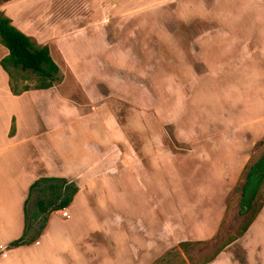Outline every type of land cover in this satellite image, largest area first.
<instances>
[{"label": "crops", "instance_id": "1", "mask_svg": "<svg viewBox=\"0 0 264 264\" xmlns=\"http://www.w3.org/2000/svg\"><path fill=\"white\" fill-rule=\"evenodd\" d=\"M108 1L105 7V0H65L63 20L51 17L53 6L40 19L22 21L10 10L19 8L14 0L0 7L20 32L48 46L61 77L53 88L16 97L0 67V264H152L179 243L210 240L219 232L244 165L264 140V0H238L237 13L224 20L226 38L202 55L215 61V73L224 61H240L236 71L242 80L232 87L243 94L240 106L211 104L209 111L215 112L198 118L186 117L187 102L179 101L171 121L129 108L121 122L112 98L122 91L105 73L104 60L100 66L96 59H69L71 41L102 50L136 46V26L128 33L126 27L137 15L177 14L179 1L195 0H146L125 9L120 0ZM194 18L178 21L177 31L199 46L200 32L192 37L191 31L201 30L204 22ZM42 31L46 37L40 38ZM7 54L0 45V60ZM169 126L175 150L165 132ZM40 178L76 185L78 192L64 208L69 217L50 214L37 241L8 250L23 233L29 188ZM261 209L246 233L207 264H264Z\"/></svg>", "mask_w": 264, "mask_h": 264}, {"label": "rangeland", "instance_id": "2", "mask_svg": "<svg viewBox=\"0 0 264 264\" xmlns=\"http://www.w3.org/2000/svg\"><path fill=\"white\" fill-rule=\"evenodd\" d=\"M11 1L0 0V7ZM14 1V6L17 5L19 8L11 7L10 10L19 21L29 16L33 18L37 16L40 19L42 12L47 13L51 6H53L51 15L53 19L65 17V14H63L66 9L65 0ZM105 1V7L106 5L108 7L109 1ZM143 1L146 2V0H120L122 9L128 6L132 8ZM237 1H179L174 9V11H178L177 14L166 15V11L165 14L146 12L131 20V24L126 27V33L132 30L130 28L136 26L135 32L137 38H139L137 41L140 42L136 46L121 45L114 46L111 50L107 48L102 50L99 46H86L81 44V41L73 44L71 41L72 50L68 48L66 54H69V59L74 58V56H81V59H86L85 62L88 63L96 59V64L100 66L104 60L105 73H110L112 79L116 81L117 86L122 91L118 96L114 95L112 98V102L116 106V116L120 122L128 117L129 108L147 113V117L160 119L168 116V120L171 121L175 117L173 114L176 111L171 110V108L179 101L187 102L186 117L190 115L204 118L215 112V110L209 111V108L213 106L211 104H217L224 108L227 103L235 106L241 105L240 98L243 97V94L239 96L236 92H232V87L237 86L242 80L241 71H236L239 70L240 61H224L222 69L215 73V61L210 62L207 60L208 58L204 60L202 56L204 53H208L207 48H210V44L218 43L221 39L226 38L228 31L226 25H224V20H227L232 13H237L236 10L240 7V4H236ZM75 7L80 8L81 6ZM33 10L34 12H30ZM38 10L41 13L37 14ZM26 11L30 13L24 15ZM198 15L202 17V22H204L201 30L194 27L193 23H189V26H193L192 37L200 32L201 42L199 46L193 45L191 40L185 38L187 35L180 36V32L177 31L178 21H183V19H185V22L194 21V16ZM46 16L49 17V14ZM45 19V22H47L48 18ZM214 21H219L221 29L216 26L218 23ZM41 23H44L43 20ZM22 24H27V27L30 26L28 22ZM205 25L206 27H204ZM180 28H182L181 25ZM46 33L47 31H42L40 38L46 37L44 36ZM25 35L27 36V34ZM201 44H205L206 47ZM234 48L238 50V46ZM221 49H224V46H221ZM120 55L119 61L117 58ZM107 57H114L115 60H105ZM88 69L94 70L93 66ZM230 70H232L231 73L228 72ZM101 74L103 73L101 72ZM26 77L28 85H35L36 77L34 75L28 73ZM165 129L169 146L171 148L176 147L172 138L171 126ZM259 147L261 151H264V140H262ZM35 198L33 196L29 210L32 209ZM229 201L231 208L228 216L215 237L200 242L198 245L188 246L186 251L179 249L178 246L173 247L154 262L158 264H203L209 257H213V254L235 234L239 224L238 209L231 196ZM136 208L138 214H146L140 210V207ZM142 210L146 211L145 209ZM146 212L150 214L151 209L149 208V211ZM126 218V226H129V213H126ZM168 253L169 256H167ZM72 255L68 254L67 257L73 259ZM236 256L240 260L241 252L239 250Z\"/></svg>", "mask_w": 264, "mask_h": 264}, {"label": "trees", "instance_id": "3", "mask_svg": "<svg viewBox=\"0 0 264 264\" xmlns=\"http://www.w3.org/2000/svg\"><path fill=\"white\" fill-rule=\"evenodd\" d=\"M0 45L7 49L8 54L0 60V67L7 74L9 88L16 97L30 90H44L57 86L60 81V70L50 58L48 46L37 43L33 38L26 36L12 25V21L0 11ZM36 77L33 86L27 84L26 74ZM25 83V84H21ZM13 133V128L10 135ZM256 144L257 151L248 158L244 165L238 186L233 189V202L237 204L239 224L235 234L227 240L203 264L214 260L228 245L242 237L254 222L264 206V151ZM78 188L73 182L62 178H40L29 188L28 198L25 202L24 230L20 238L12 241L6 249L30 245L38 240L46 227L50 214L68 208ZM33 201V207L29 205ZM231 208L230 201L226 207V214L220 224H224ZM200 242H182L178 248L186 251L188 246L198 245ZM169 256V253L167 254ZM163 259V258H162ZM162 261V260H161ZM160 261V262H161ZM153 264H158L154 262Z\"/></svg>", "mask_w": 264, "mask_h": 264}, {"label": "built area", "instance_id": "4", "mask_svg": "<svg viewBox=\"0 0 264 264\" xmlns=\"http://www.w3.org/2000/svg\"><path fill=\"white\" fill-rule=\"evenodd\" d=\"M59 214L61 215L62 218H66L67 219L69 217L68 213H67V211H65V209L59 211Z\"/></svg>", "mask_w": 264, "mask_h": 264}]
</instances>
